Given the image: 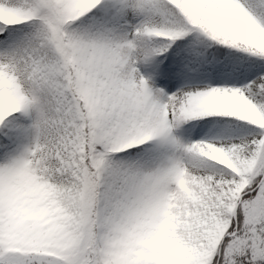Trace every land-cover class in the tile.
Masks as SVG:
<instances>
[{
	"label": "snow or ice",
	"instance_id": "1",
	"mask_svg": "<svg viewBox=\"0 0 264 264\" xmlns=\"http://www.w3.org/2000/svg\"><path fill=\"white\" fill-rule=\"evenodd\" d=\"M0 264H264V0H0Z\"/></svg>",
	"mask_w": 264,
	"mask_h": 264
}]
</instances>
